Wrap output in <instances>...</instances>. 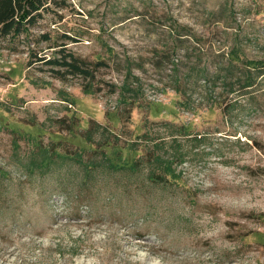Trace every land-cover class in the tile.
<instances>
[{
  "label": "rangeland",
  "instance_id": "rangeland-1",
  "mask_svg": "<svg viewBox=\"0 0 264 264\" xmlns=\"http://www.w3.org/2000/svg\"><path fill=\"white\" fill-rule=\"evenodd\" d=\"M66 1L0 48V264H264V75L249 88L224 82L231 51L239 49L241 66L264 61V0ZM62 44L106 66L92 82L56 74L67 68L46 60L59 58ZM200 72L213 86L196 81ZM128 76L141 85L132 105L119 100ZM124 107L129 114L116 117ZM72 116L132 139L149 130L166 147L168 124L187 127L188 136L175 135L187 152L182 177L148 187L146 168L99 174L88 189L77 167L65 177L31 173L33 143L14 131L44 144L70 139L58 119L69 125Z\"/></svg>",
  "mask_w": 264,
  "mask_h": 264
},
{
  "label": "trees",
  "instance_id": "trees-1",
  "mask_svg": "<svg viewBox=\"0 0 264 264\" xmlns=\"http://www.w3.org/2000/svg\"><path fill=\"white\" fill-rule=\"evenodd\" d=\"M66 5V0H0V48L5 44L13 46L17 39L23 35L27 38L32 28L38 26L45 14L60 13L59 10L65 8ZM50 38L51 35L46 33L45 37L40 40H49ZM67 38L77 41L76 37L67 35ZM61 48L62 54L59 58L38 59L46 60L48 64L67 68L66 74L60 69H53L56 74L62 73V76L80 75L88 82H92L96 79L97 70L106 66L103 60L92 62L77 56L74 52L66 49V44H62ZM238 52L239 49L228 54L224 82L231 88H235L236 84H240L239 86L242 88L252 87L257 79L264 75V61L246 59L242 61L243 65L241 66L233 59V57L238 58ZM128 72L131 74L130 69ZM220 76V74L217 76V80L221 78ZM200 79L211 82L213 86L214 81L208 79L205 73H199L196 81L198 82ZM132 83L128 76L124 85L120 87L119 100L123 104L132 105L139 98L137 91L141 85L134 88ZM128 88H131L132 92H136L134 97H127L128 94H131ZM175 89L179 94L183 93L180 84L176 85ZM100 90L102 89L100 88ZM71 102L73 103L72 100ZM182 103L185 101L182 100ZM123 110L119 109L120 113H116V117L128 115L129 113L125 112H130L131 108L124 107ZM107 117L110 119L109 112ZM70 119L69 125H66V117L59 118L58 122L69 131L71 138L67 139L64 136L59 139L51 138L49 144H44L41 138H33L23 131H14L17 137L26 138L33 143L31 154L24 166L31 173L38 171L45 175L58 172L60 176L64 174L65 177L64 169L77 167L79 169V184L82 188L91 184L88 189L97 185L99 174H102L103 177L119 174L135 176L142 174L148 168L146 174L142 176V185L153 188L175 183L182 177L178 166L186 162L187 152L184 151V143L175 135L188 136L187 127L174 123L168 124L172 140L166 147L167 141L163 137H152L149 130L138 135L136 139H132L129 137L132 133L123 128L117 131L114 126L104 125L95 119H90L89 126L82 128L79 124L80 120L76 119V116H72ZM152 124L156 123L152 122ZM79 137L84 145L76 143L75 139ZM193 140L197 143L201 141L198 135ZM63 145L65 146L63 147ZM61 147L62 149H60ZM0 176L6 177L7 175L0 169ZM57 178L63 182L61 178Z\"/></svg>",
  "mask_w": 264,
  "mask_h": 264
},
{
  "label": "bare ground",
  "instance_id": "bare-ground-1",
  "mask_svg": "<svg viewBox=\"0 0 264 264\" xmlns=\"http://www.w3.org/2000/svg\"><path fill=\"white\" fill-rule=\"evenodd\" d=\"M223 233H225V234H226V233H227V231L223 230Z\"/></svg>",
  "mask_w": 264,
  "mask_h": 264
}]
</instances>
